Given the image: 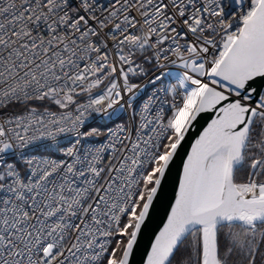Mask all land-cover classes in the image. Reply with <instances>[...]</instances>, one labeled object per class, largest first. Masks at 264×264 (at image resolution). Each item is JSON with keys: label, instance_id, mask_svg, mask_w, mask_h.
I'll list each match as a JSON object with an SVG mask.
<instances>
[{"label": "snow or ice", "instance_id": "snow-or-ice-1", "mask_svg": "<svg viewBox=\"0 0 264 264\" xmlns=\"http://www.w3.org/2000/svg\"><path fill=\"white\" fill-rule=\"evenodd\" d=\"M0 264H264V0H0Z\"/></svg>", "mask_w": 264, "mask_h": 264}]
</instances>
